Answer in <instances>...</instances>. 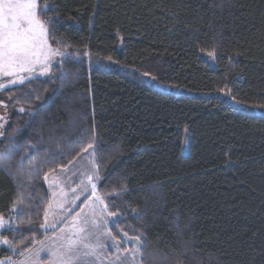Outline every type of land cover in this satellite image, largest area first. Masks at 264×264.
I'll list each match as a JSON object with an SVG mask.
<instances>
[{
  "label": "trees",
  "instance_id": "obj_1",
  "mask_svg": "<svg viewBox=\"0 0 264 264\" xmlns=\"http://www.w3.org/2000/svg\"><path fill=\"white\" fill-rule=\"evenodd\" d=\"M39 4L52 43L72 55L59 67L69 82L4 91L0 153L13 158L0 168V216L17 226L2 236L24 252L45 235V176L91 144L113 233L142 239L141 264H264V114L234 105L264 108V0ZM82 50L115 65L88 69Z\"/></svg>",
  "mask_w": 264,
  "mask_h": 264
},
{
  "label": "rangeland",
  "instance_id": "obj_2",
  "mask_svg": "<svg viewBox=\"0 0 264 264\" xmlns=\"http://www.w3.org/2000/svg\"><path fill=\"white\" fill-rule=\"evenodd\" d=\"M39 3V0H38ZM38 12L40 13V4L38 8ZM48 26V42L52 46L53 49H58L59 51H62L66 54L69 51L64 50V48L61 46V44H53L51 41V38L49 37V26L50 24L47 23ZM210 52H201L200 56L204 59H206L209 64L215 68L217 66L216 64V54L212 53V55H209ZM72 56V55H70ZM61 57L54 56L51 58V64L52 67L48 70L47 74H44L43 66L40 63H37L34 65V70L31 72H21L18 73L16 76H4L0 75V142L3 139V135L5 130L8 128L10 123V118L12 116V112L10 111L11 106L9 108V105H7V95L5 94V90L8 88L21 86L22 84L26 83L27 81L36 80L38 78H49L54 77L59 74V67L57 66V63L61 61ZM64 60L67 59V57L63 58ZM75 59L82 61L86 64L88 69L91 68H110L113 67L115 64L101 61L99 59H96L93 57L88 51L82 50L80 53H78L77 56H75ZM142 79L154 84L156 87L172 91V92H181V89L174 87L172 85L167 84H161L157 81H155L153 78H151L148 75H142ZM23 79V83H20V79ZM12 81H16L13 83ZM234 105L241 109L252 113L257 114H264V108L263 107H251L246 106L240 103H234ZM17 111H21L18 110ZM187 137V135H186ZM186 145L185 148L188 149V139H186ZM93 149H95V145H92V147H88L86 150H84L77 159H74L71 161L66 167L59 169L58 171L49 173L46 175L48 179L44 178V183L46 186V189L49 194V204H53L55 213H56V219L59 220L55 228H42L45 235L43 237L36 241L28 250L24 252H18L15 247L10 248L8 245H2L0 244V253H4L5 255L3 257H0V261H5V264H8L9 261H11V264H22V262L25 260L26 257H29L31 254L35 253L37 249H40L42 247L41 242H43V246L45 248L52 247L54 243H56V238L58 236L63 235H69L68 232L69 227L72 224V221L74 218H76L78 221H84L85 218H88L91 220L94 215L96 217H100L101 213V205L99 201L96 200L95 196L92 195V189L88 182V176H93L92 183L96 184V193L101 196L104 200L103 195L99 192V183L102 179L101 177V171L98 169L99 172V179H96V177L93 175V166H92V160H93ZM96 161V157H95ZM97 163V162H96ZM63 192L64 195H58L55 199L53 197V193H61ZM78 197V198H77ZM60 202L63 203V208L55 207L56 203ZM105 202V200H104ZM106 203V202H105ZM48 204V206H49ZM47 206L46 210L49 211V222L52 221L53 216L51 215L52 210L49 209ZM70 210V211H66ZM107 212H109L107 208ZM0 218H3L5 227L3 229H0V235L6 230H14L13 226L16 225V217L14 215H9L8 217L4 218L3 216H0ZM118 219V215L114 216H108L106 213L100 217V220L102 221L101 227L98 229H94V235L93 237H90V240L92 243H95V236L98 235L99 239L103 244L105 245L104 249H100V256L99 259H96L94 257H89L87 260L83 262V264H141V256L143 248H144V242L141 240V251L139 253H133L135 252V248L137 247L134 239H129L130 237L134 238V236H127L124 233L119 235H115L113 233L114 226L117 229L116 221ZM45 223V219L43 218V224ZM83 227L92 229V225L90 223L88 224H82ZM65 229V232L62 233L61 229ZM111 233L109 236L108 233ZM115 237V239H113ZM9 240V239H8ZM2 250H5L6 252H2ZM23 253V255H21ZM33 264H52V258L50 256V253L48 251H41L39 252L38 257H35Z\"/></svg>",
  "mask_w": 264,
  "mask_h": 264
},
{
  "label": "snow or ice",
  "instance_id": "obj_3",
  "mask_svg": "<svg viewBox=\"0 0 264 264\" xmlns=\"http://www.w3.org/2000/svg\"><path fill=\"white\" fill-rule=\"evenodd\" d=\"M39 3L38 0H0V75L4 76H16L21 72H31L34 70V65L37 63L42 64L44 74H47L48 70L52 67L51 58L54 56L61 57V61L57 63V66H62L65 57L70 59V54H66L58 49H53L48 42V26L47 22L42 19L38 12ZM212 55V53H209ZM68 73L61 70L59 73V80L61 86L68 81ZM147 75V74H145ZM15 83L16 81H12ZM20 83H23L21 78ZM2 86V85H0ZM91 148L92 145L89 144ZM95 151L93 149V175L96 179H99V165L95 161ZM13 158V151L11 147L6 148L4 153H0V168L11 170L10 164ZM35 158L29 160V164L33 162ZM23 167V164L21 165ZM31 169H28L27 175L31 176ZM45 179H48L45 176ZM88 182L92 189V195L101 205L100 217L105 213L108 216H114V212H107L108 205L104 202L103 198L96 193V184L92 183L93 176H88ZM58 195H64L63 192L57 194L53 193L54 199ZM78 198V197H77ZM49 209L52 210L51 215L53 219L49 222V211L44 212L45 223L41 224L42 228H55L59 220L56 219V213L53 204H49ZM55 207L63 208V203L57 202ZM70 211V210H66ZM100 217H94L89 220L85 218L84 221H78L73 219L71 226L68 229L69 235L58 236L56 243L52 247L45 248L43 242L42 247L37 251L26 257L22 264H33L35 257H38L39 252L48 251L52 258V264H83L89 257L99 259L100 249H104L105 245L100 241L99 236H95V243H92L90 237H93L94 229L101 227L102 221ZM92 225V229L83 227L82 224ZM5 227L3 218H0V229ZM14 228L16 226H13ZM64 233L65 229H61ZM110 236L111 233L109 232ZM127 235V233H125ZM115 239V237H113ZM134 239L137 247L135 253L141 251L140 237H130ZM0 244L8 245L10 248H14L15 245L12 241L6 237L0 235ZM23 255V253H21ZM0 264H5V261H0ZM11 264V261L8 262Z\"/></svg>",
  "mask_w": 264,
  "mask_h": 264
}]
</instances>
